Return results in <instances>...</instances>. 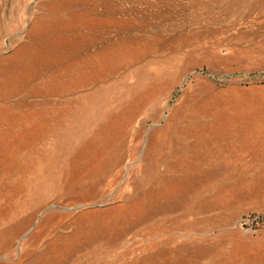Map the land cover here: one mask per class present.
Returning <instances> with one entry per match:
<instances>
[{
  "label": "rangeland",
  "instance_id": "374dc122",
  "mask_svg": "<svg viewBox=\"0 0 264 264\" xmlns=\"http://www.w3.org/2000/svg\"><path fill=\"white\" fill-rule=\"evenodd\" d=\"M258 100L264 0H0V264H264Z\"/></svg>",
  "mask_w": 264,
  "mask_h": 264
},
{
  "label": "crops",
  "instance_id": "0c3cea01",
  "mask_svg": "<svg viewBox=\"0 0 264 264\" xmlns=\"http://www.w3.org/2000/svg\"><path fill=\"white\" fill-rule=\"evenodd\" d=\"M229 127L233 139L229 160L231 169L236 171L234 179L237 184L241 180V183L252 187L254 192L257 191L253 195L237 199L240 203L238 208L242 216L264 215V100L247 104V112L237 115ZM234 146L237 148L241 146L244 149H235ZM201 160L202 162L204 160L206 168L217 169L219 166L216 156L213 159L211 153H205L204 159L202 156ZM256 188L261 190H255ZM257 238H259L257 242L264 247V232Z\"/></svg>",
  "mask_w": 264,
  "mask_h": 264
},
{
  "label": "trees",
  "instance_id": "16d2710c",
  "mask_svg": "<svg viewBox=\"0 0 264 264\" xmlns=\"http://www.w3.org/2000/svg\"><path fill=\"white\" fill-rule=\"evenodd\" d=\"M264 222V221H263Z\"/></svg>",
  "mask_w": 264,
  "mask_h": 264
}]
</instances>
